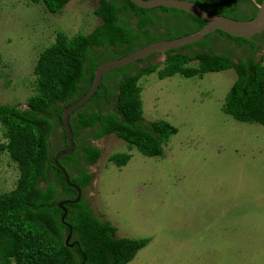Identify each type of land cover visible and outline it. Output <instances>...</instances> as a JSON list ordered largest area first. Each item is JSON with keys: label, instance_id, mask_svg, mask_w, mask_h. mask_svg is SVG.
Listing matches in <instances>:
<instances>
[{"label": "rangeland", "instance_id": "374dc122", "mask_svg": "<svg viewBox=\"0 0 264 264\" xmlns=\"http://www.w3.org/2000/svg\"><path fill=\"white\" fill-rule=\"evenodd\" d=\"M96 6L97 0H68L49 13L41 2L0 0V105L25 107L36 92L38 52L56 31H91L101 22ZM210 43L214 52L245 57L229 38L212 35ZM262 43L252 56L264 64ZM163 60L159 53L123 70L148 61L159 68ZM234 79L231 68L201 77L160 79L151 72L138 79L142 122L164 119L176 127L160 156L129 149L114 133L95 140L99 157L89 166L86 189L92 212L109 221L115 237H148L125 264H264V127L221 110ZM110 109L107 103L104 110ZM50 136L56 147V135ZM5 140L0 125V143ZM122 151L131 154L125 165L108 160ZM17 177L16 163L1 150L0 193L11 190Z\"/></svg>", "mask_w": 264, "mask_h": 264}, {"label": "trees", "instance_id": "16d2710c", "mask_svg": "<svg viewBox=\"0 0 264 264\" xmlns=\"http://www.w3.org/2000/svg\"><path fill=\"white\" fill-rule=\"evenodd\" d=\"M29 1L41 2L46 11L56 13L68 0ZM193 1L204 10L237 19L252 17L260 2ZM242 4L251 12L242 9ZM93 14L101 22L91 31L72 35L56 31L54 41L38 52L32 69L36 92L27 97L25 107L0 105V125L6 139L0 143V151H7L18 168L14 187L0 193V264H125L148 241V237H115L114 227L97 217L87 202L80 198L73 201L75 190L52 163L55 150L50 147L49 136L57 127L62 129V109L85 93L100 63L154 40L193 32L204 22L179 9L142 8L129 0H97ZM166 16L184 18L183 22L177 21L181 28L174 30ZM127 17L135 20L134 26ZM160 25L164 32L155 30ZM212 35L229 38L236 46H253L247 39L215 30L196 42L167 50L159 68L148 62L133 72L123 70L131 63L109 69L90 98L71 112L75 114L74 125L70 126L73 134L85 127L93 129V138L114 133L129 149L135 148L144 156H160L162 144L176 127L164 119L142 122L138 79L151 72L160 79L175 73L201 77L230 68L235 79L224 95L221 110L237 121L264 127V64L254 60L250 49L243 52L245 57L236 59L226 52H214ZM109 79L115 89L106 83ZM107 103L111 110H104ZM85 108L89 110H81ZM81 144L84 163L93 162L99 151L88 143ZM130 157L129 152H113L108 160L122 166ZM77 161L70 155L57 158L60 165L72 163L70 172L80 169L78 176L67 175L69 182L82 187L90 182L91 175L85 169H76ZM65 198L71 201L62 205L63 213L58 203ZM68 234L70 246L64 243Z\"/></svg>", "mask_w": 264, "mask_h": 264}, {"label": "water", "instance_id": "95a60500", "mask_svg": "<svg viewBox=\"0 0 264 264\" xmlns=\"http://www.w3.org/2000/svg\"><path fill=\"white\" fill-rule=\"evenodd\" d=\"M131 3L142 8H152L156 6H162L167 8H175L189 13L190 15L201 19L204 23L197 30L183 34L177 37L168 39L154 40L150 43L144 44L133 51L119 57L108 59L100 63L93 71V76L88 89L79 98L72 101L69 105L64 107L61 111V123L62 129L65 133V142L67 148L57 151L52 159V163L57 168H60L64 181L68 186L73 188L76 192V196L73 199L76 202L80 196L79 186L68 181V175L65 170L58 164L57 158L63 155L70 154L73 149V142L71 139V129L68 122L69 114L78 106L83 104L90 96L96 91L100 84L101 77L105 71L117 68L132 61L144 58L151 53L164 54L167 50L183 46L203 38L205 35L215 31H223L233 37H242L247 40H251L252 36L258 34L264 30V0L256 6L254 15L249 19H237L227 17L221 14H216L211 11H207L199 7L196 3L189 0H129ZM58 206L65 213V209L62 207L61 202ZM69 234L64 238V243H67Z\"/></svg>", "mask_w": 264, "mask_h": 264}, {"label": "flooded vegetation", "instance_id": "af4514ba", "mask_svg": "<svg viewBox=\"0 0 264 264\" xmlns=\"http://www.w3.org/2000/svg\"><path fill=\"white\" fill-rule=\"evenodd\" d=\"M189 1H193V0H189ZM196 1H198V0H196ZM193 2L195 3V1H193ZM241 8L244 9V10H247L248 12H251V9L250 8L248 9L244 4L241 5ZM156 13L158 15L161 14L159 10H157ZM173 18L175 19V22L176 21L183 22V20H184V18H179L178 16H170V17H168L169 20H172ZM126 19L129 22H131L132 26H134L135 20L132 17H130V18L127 17ZM163 20H165V19H163ZM169 20H167V23L170 25L171 22ZM145 27L150 28V26H145ZM155 30L156 31H160V32H164L165 28L160 25V26H156V29ZM171 32L173 33L172 30H171ZM175 37H177V36H175ZM160 39H168V38L167 37H164V38H160ZM263 39H264V30L262 32L258 33V34L253 35L252 36V39L249 40L250 42L253 43V46L252 47L249 44L243 43V44H240L239 46H237L239 48L238 51L244 52L246 49H250L251 50L250 52L252 54L257 53V52H259V50L261 49V47L263 45V43H262V40ZM157 40H159V39H157ZM155 54H159V53H151V54L145 56L144 58H141V59L132 61L130 63L133 64L132 65V67H133L134 65H136V63L138 64V63H140V62H142L144 60H149L151 58V56L152 55H155ZM132 67H131V69H132ZM106 83L111 84L113 86V89H115L114 88L115 83L112 84L111 79H109V82H107V80H106ZM86 107H88V106H86ZM81 110H89V109L88 108H85V109H81ZM74 116H75L74 112L71 113V114H69V116H68V117H70V120L68 122L70 123V126L71 127L74 125L73 122H72V119H73ZM57 130H60V133L57 134V132H56ZM92 132H93V129L92 128H89V127H85L84 129L80 130V133H77V135H74L73 132L71 131V139H72V142H73V149L71 150L70 154H68V155L73 156V157L75 156L76 159L78 160L77 161L78 166L76 167V169L77 168L85 169V172L87 174L91 175V179H92V173L90 172L89 166L96 161V159L99 157V155L97 156V158L93 162H91V163H84L83 156L85 155L84 154L85 153L84 152L85 150H84V146H83V144H81V142L82 143H88L91 146L95 147L99 151L97 145L95 144V140H97L98 138H100V137H102L104 135H107V134H103V135H100L98 137L93 138L92 137ZM53 134L56 135V137L53 140H55L54 142H57V146L54 147L53 142L50 140V137L51 136H49V141H50V147H51V149L52 150H55V153L57 151L66 149L67 148V145H66V142H65V136L63 135V132H62L61 127H59V129L57 127L56 130L53 132ZM70 164H72V163H66L65 162L64 165H60V164L59 165L62 166V168L65 170V172H67V174H69L71 176H73V175L74 176H78L79 173H80L79 172L80 169L77 170L78 172L75 171V170L73 172H70L71 169H72L71 168L72 166ZM91 179H90V182H88L87 184L83 185L82 187H79L80 188V196H79V198L82 199V200H84L87 203H88L89 197H88V194L86 193V189L89 186V184L91 183ZM70 201H71V198H65V200H61L60 202L63 205L64 203H67V204L70 203ZM88 205H89V203H88Z\"/></svg>", "mask_w": 264, "mask_h": 264}]
</instances>
